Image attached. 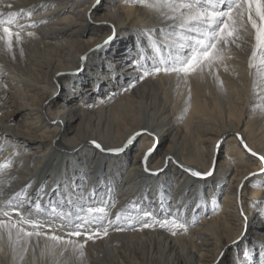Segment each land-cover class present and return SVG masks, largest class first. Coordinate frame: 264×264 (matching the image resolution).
<instances>
[{"label": "bare ground", "instance_id": "bare-ground-1", "mask_svg": "<svg viewBox=\"0 0 264 264\" xmlns=\"http://www.w3.org/2000/svg\"><path fill=\"white\" fill-rule=\"evenodd\" d=\"M8 2L14 5L12 10L35 9L32 20L38 26L28 29L36 35L24 36L14 61L0 52V145H5L0 162L12 152L7 144L17 145L22 153L13 157L15 179L3 187L0 201L31 184V198L64 202L69 194L64 185L72 181L70 194L76 205L107 201L114 218L121 210L137 215L131 207L135 203L160 219L183 217L189 228L173 236L158 226L122 224L124 231L109 229L107 237L89 241L83 261L71 250L65 257L57 253L41 258L43 241L35 253L30 247L20 261L5 239L0 241V264H260L264 174L245 179L264 167L259 159L264 155V83L248 66L252 38L242 50L233 48L227 70H215L219 79L205 71L186 79L161 73L139 81L134 80L142 74L135 61L144 56L141 62L150 65L156 55L146 35L151 31L158 38L163 25L156 11L125 0H104L91 13L94 0ZM0 10L7 11L4 5ZM41 20L47 23L40 24ZM110 25L116 29L113 41L91 52L112 34ZM85 54L89 59L82 62ZM130 81L135 86L124 91ZM136 132L142 134L119 155L102 153L89 143L120 147ZM154 144L148 162L152 172L171 156L200 172L215 164L213 175L195 178L174 162L159 175L146 172L143 157ZM243 144L258 155L252 156ZM221 149L223 157L218 154ZM56 184L61 187L53 192Z\"/></svg>", "mask_w": 264, "mask_h": 264}, {"label": "snow or ice", "instance_id": "snow-or-ice-1", "mask_svg": "<svg viewBox=\"0 0 264 264\" xmlns=\"http://www.w3.org/2000/svg\"><path fill=\"white\" fill-rule=\"evenodd\" d=\"M125 2H135L156 11L161 17L163 25L158 30V38H154L156 37L155 32L146 33L151 39L152 51L156 55L150 65L141 62L145 59L144 56L135 61L136 71L142 74L134 80L142 81L146 77L161 73L164 75L175 74L177 78L186 79L190 75L203 74L205 71L219 79L215 70L220 67H225L227 70L226 61L232 58L233 48L242 50L243 45L248 43V38L251 37L254 42L251 44L248 66L250 69H255V76L264 83V0H125ZM103 3L104 0H94L89 10L90 13L102 7ZM0 5H4L7 9L6 12L0 10V52L10 56L14 61L16 59L15 49L23 43L24 36L34 37L36 35L35 32L28 30L38 26L32 20L35 9L12 10L14 5L10 2L5 3V0H0ZM41 7H46V5H41ZM24 18L31 22H21ZM88 18L92 20L91 14ZM39 23L44 24L47 21L41 20ZM101 23L106 24L107 21H101ZM110 27L112 34L107 36L102 44H97L94 49H90L91 52L98 51L113 41L116 29L115 25H110ZM19 51L23 56V48H20ZM80 59L83 62L87 61L89 57L85 54ZM79 71L82 69L78 68L77 72ZM57 75L66 76L74 75V73H58ZM134 86L135 82L130 81L124 91H128ZM2 87L7 88V85H2ZM74 94L75 89L72 90L70 96ZM85 106L92 107V105ZM51 123L63 124L64 121L52 120ZM143 131L148 135H154L147 132V129ZM141 134V132H136L129 136L120 147L106 148L96 140H91L89 143L102 153L119 155L131 146ZM58 139L59 137L53 140V144ZM241 142L243 143L242 138ZM156 146L154 144L149 148L143 157L145 171L152 175H159L163 172L169 162L176 163L192 177L199 179L211 177L214 173L215 164L207 172H200L185 167L179 161H174L171 156L164 158V167L152 172L148 167V162L149 157L156 150ZM243 146L252 156L258 155L248 148L247 144H243ZM7 147L12 148V152L8 158L0 162V197L4 196L3 187L10 179H15L11 175L15 163L13 157L22 155L17 145L7 144ZM4 150L5 145H0V152ZM259 159L264 161V155L259 156ZM260 174H264V167H261L259 173H250L249 177H245V179L248 180L250 177ZM73 183L69 181L64 185L69 188V194L64 202H53L52 200L45 202L39 195L35 199L31 198L28 193L31 184L25 185L10 198L0 201V241L7 240L14 258L23 261L29 248L31 247L35 253L36 248H41V241H43L40 251L41 258L45 255L52 258L57 253L59 257H65L71 250L74 257L83 261L89 241L94 243L96 239L107 237L109 229L118 232L124 231L125 228L122 224L132 226L134 223L140 222L141 228L158 226L168 230L173 236L177 235V230L188 232L189 222H185L183 217L173 215L170 218L160 219L154 215L153 211L141 209L135 203L131 207L137 210V215L132 216L126 210H121L115 213L114 218L108 209L107 201L101 202L99 206L76 205L70 194ZM60 187V184H56L52 191L57 192ZM40 191L43 192L44 189L41 188ZM79 199L83 200V196L81 195ZM213 204L215 205L216 202L213 201ZM72 206L77 208L75 212L70 210ZM114 206L115 202L113 201L112 207ZM241 215L245 220L247 219L243 209H241ZM190 223H195V217ZM80 237H83L82 242L79 239H73ZM2 250L0 248V251ZM219 255L223 258L225 253L222 251ZM247 255L245 253V256ZM260 264H264V254L261 255Z\"/></svg>", "mask_w": 264, "mask_h": 264}, {"label": "rangeland", "instance_id": "rangeland-1", "mask_svg": "<svg viewBox=\"0 0 264 264\" xmlns=\"http://www.w3.org/2000/svg\"><path fill=\"white\" fill-rule=\"evenodd\" d=\"M127 63V62H126ZM219 154V157L221 156V157H223L224 156V149H221L220 150V153H218Z\"/></svg>", "mask_w": 264, "mask_h": 264}]
</instances>
